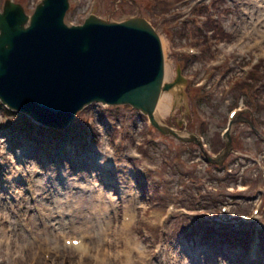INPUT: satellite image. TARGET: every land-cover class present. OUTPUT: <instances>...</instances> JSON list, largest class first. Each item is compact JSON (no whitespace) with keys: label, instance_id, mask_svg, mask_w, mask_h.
Returning <instances> with one entry per match:
<instances>
[{"label":"water","instance_id":"water-1","mask_svg":"<svg viewBox=\"0 0 264 264\" xmlns=\"http://www.w3.org/2000/svg\"><path fill=\"white\" fill-rule=\"evenodd\" d=\"M67 0H43L31 16L5 1L0 13V97L47 126L63 128L84 104L129 103L153 115L163 84L160 42L142 18L108 22L91 16L68 27ZM26 21L29 26L24 27Z\"/></svg>","mask_w":264,"mask_h":264},{"label":"rangeland","instance_id":"rangeland-1","mask_svg":"<svg viewBox=\"0 0 264 264\" xmlns=\"http://www.w3.org/2000/svg\"><path fill=\"white\" fill-rule=\"evenodd\" d=\"M15 2L21 3L26 11L28 13H31L35 4L40 0H13ZM3 0H0V8L2 5ZM148 3V0H69V8L65 14L64 20L65 22L71 24V23H77L80 19H82L86 14L94 11L95 14L101 16V17H108L112 20H119L123 18L124 16L133 15V14H141L143 16L151 17V22L156 26L159 35L163 42V52L165 53V58L168 64L170 65V76L169 79H172V77L175 74V68L177 65H179L182 69V73L185 74L189 80H191V83H196V85L201 88L200 93L197 92V96L201 97L200 104L198 109V116L199 118H186V124L191 125L192 127H197L201 125H208L209 128V134L211 135V132L214 131L216 127H219L218 125H222L218 122L220 119H224L226 116V113L229 111V107L232 106V104H239L240 99H242V103H245L247 100V97L245 94L252 93L250 92V88L248 86L243 87L242 92H236V94H233L235 92L230 93L229 95H223L226 94V90L228 85H230V81L234 77H240L241 74L245 71H249L248 65L250 60L241 58L239 61H234L231 64V59L229 56V52L227 50L223 51L221 54H217L219 50L213 49L212 46L217 44V41L221 40L224 41V45L232 44V42L236 43V40L238 38L239 29L242 25L245 24H251L250 19L248 18V11L252 12L251 9L255 6L252 0H204V6H194L190 12L189 7L191 3H188L184 7H179L177 9H174L175 11V19L179 20L178 15H182V18L185 19L186 23L183 25H179L178 22H166L163 24V22H160L159 19L161 16L159 15L158 11L164 10L162 8L163 4L156 5L159 9H153L152 5ZM173 5L168 7L165 6L166 11H169V9H172ZM177 10L180 14H177ZM157 11V13H156ZM165 17V16H164ZM166 20H172L167 19ZM206 25H212V27H209L211 32L217 30L223 32L224 37H220L218 39H215L213 34L208 31H204V34L208 39L210 49L207 50L210 52V54L207 55H198V54H189L187 49L189 46L196 48L204 47L208 48L209 45H202L200 44L199 37L202 36H195L193 30L197 27H205ZM207 27V26H206ZM218 28V29H217ZM209 30V31H210ZM217 34V33H216ZM203 35V33H202ZM196 39L198 42H196ZM221 45V44H219ZM184 47L185 50L179 51L178 48ZM187 47V48H186ZM213 58L209 60L208 58L212 56ZM198 55V56H197ZM236 55H242L240 52H237ZM243 68V69H242ZM245 69V70H244ZM247 73V72H246ZM251 73V72H250ZM247 73V76L250 74ZM252 73H263L261 76H259V88L254 89L253 92L255 95L260 96L261 98L264 97V67H259L257 69L254 68V71ZM168 79V80H169ZM256 83V81L252 82ZM203 85V86H201ZM190 87L193 88V85ZM231 87V85H230ZM228 87V88H230ZM210 93L217 96H209L211 98H207L204 95H206L205 90ZM250 89V90H249ZM227 96L225 99H215L218 96ZM237 95L239 97L237 99V102L231 103L232 97ZM205 98V99H203ZM219 98V97H218ZM260 98V99H261ZM264 105V101L260 102V106ZM95 107V108H93ZM2 108V107H0ZM102 111V108L99 106H92L89 109H85L81 111L78 114V121L84 120V118H87L88 114L94 115L95 120L94 123H98V126L95 127L96 132H99V136L97 138L96 144L87 148L82 149L78 153L76 152L74 155V159L78 163V166L81 167H75L78 171H83L82 173L77 174V177H80V175L87 176L86 170L94 163H97V159L102 158V146L106 142L107 137L109 139L108 142L111 141L113 144V152L112 155L114 159L121 163L119 166L120 169H125L124 174L129 175L131 172L130 167L136 171L135 167H140L139 172L146 174V177H148L152 183H153V189L154 194L156 196H162L164 191H167V199L163 200L164 204L171 198V194L173 191H177L180 186H178V189H176L175 184L178 182V185L185 186L186 182L183 180H179L174 177L173 180L167 179V176L165 173L168 170V168L165 166L164 163V156L167 159L170 158V156L167 154L170 149L169 146L177 145L178 141L172 137L164 136L158 133L156 130L151 131L152 132V138L156 139L157 142L147 143L143 144L145 142V139L140 138L142 136L144 127L143 122H139L135 116H131L132 114L129 113V119H127V125L124 124V121L120 123V127L116 128V126L111 124L108 120H113L110 116H101L98 117L97 112ZM261 114L262 119L264 120V113L258 112ZM110 113L114 114V119L116 118V114L118 115L119 121L121 118V115L124 113H128L129 109L126 106H118L117 108L113 110H109ZM255 113V112H254ZM256 113V114H257ZM7 114V113H6ZM108 114V113H107ZM255 115V114H254ZM167 114H165L164 117H166ZM100 118L101 121L104 123V125L101 123V121L98 119ZM124 118V117H123ZM107 119V120H106ZM260 116L256 117V121L259 122ZM205 120V121H204ZM118 121V122H119ZM131 121V126H130ZM204 121V122H201ZM119 124V123H118ZM258 124V123H257ZM226 125V124H225ZM261 127H264V123ZM260 127V128H261ZM219 129V128H216ZM211 130V131H210ZM217 132V131H216ZM239 132V133H237ZM124 137L120 140L119 144L116 145V139L120 136ZM236 133L239 137L238 140L246 143L248 142V139L251 137L252 141L254 140V136L250 132V129L242 122L235 121L232 123L231 127V134ZM125 135V136H124ZM138 143H141V145H137ZM151 144V145H149ZM247 145V144H245ZM183 149V147L179 146ZM139 150L141 152H139ZM17 156L15 153H12L10 157H8L9 161L16 160ZM185 159V156L182 157ZM125 164H128L129 166H125ZM173 177V176H172ZM184 182V183H182ZM192 187V184L190 185ZM12 189H17L21 194H23L22 188L17 186L15 183H12L11 185ZM182 191L185 194H189L190 192H187L182 188ZM205 191H208L207 188H205ZM1 195V194H0ZM155 197V196H154ZM185 197V196H184ZM209 197V196H208ZM57 196H53V199L55 200ZM177 198V196H175ZM153 199V197H152ZM220 199L226 200L225 196L220 197ZM208 205V204H206ZM7 206H10L7 202ZM250 207V205L248 206ZM252 207V206H251ZM250 207V208H251ZM112 213V212H111ZM107 216H109L110 212H105ZM14 215V214H13ZM29 215V214H28ZM27 215V216H28ZM24 218L23 213H17L16 219L17 222H20L21 219ZM109 219V218H107ZM115 223L119 226V222L117 219H115ZM2 221V220H1ZM186 219H184V222ZM3 222V221H2ZM91 223H97V219L95 216L92 217ZM175 223V222H174ZM17 227V226H16ZM109 228V226H107ZM20 228V229H19ZM19 228L17 227V234L18 236L21 234L24 235V239L26 243L28 244L27 247L24 249L25 258H17V257H11V255L8 252L7 249V264H94L92 257L83 256L79 252L72 250L68 254H62L60 259L53 262V257L50 256L48 259L44 257V254H38L37 256L33 257V251L36 247L42 246V238H40L37 229H33V231H27V229L22 228L21 225H19ZM40 230H42V227H38ZM115 228L113 225L111 226V229ZM46 229V228H45ZM21 230L26 231L22 232ZM179 231V228L176 227L174 229L169 230V233L172 237H169L168 239L169 244L173 247L174 244H176V240L174 237L175 234ZM252 243L256 242V239L254 240V235L250 234ZM262 240V239H260ZM190 243V242H189ZM245 243V250L242 249L245 253V251L250 250V244ZM119 247H121L122 243H117ZM192 247H197L198 242L193 241ZM20 245V244H19ZM255 245V243H254ZM15 246H13L14 248ZM218 247V246H215ZM219 247H227L222 244V246ZM205 248V247H204ZM234 249L233 247H231ZM1 253L3 252V247H0ZM256 254L259 261H256L253 264H264V239L262 242H259L258 245L255 246ZM218 253L223 257L220 250L218 249ZM247 255V253L245 254ZM136 260L143 261L144 258L138 257V253L135 252ZM133 257V255H132ZM243 260L242 264L246 261L244 257H241ZM255 261V260H254ZM230 264H236L234 260L229 262ZM205 264H210V261L206 262ZM216 264V262L214 263Z\"/></svg>","mask_w":264,"mask_h":264},{"label":"bare ground","instance_id":"bare-ground-1","mask_svg":"<svg viewBox=\"0 0 264 264\" xmlns=\"http://www.w3.org/2000/svg\"><path fill=\"white\" fill-rule=\"evenodd\" d=\"M254 2H258L259 0H253ZM254 9V8H253ZM253 12L250 16V19L253 18ZM255 17L252 19L253 24H245L242 25L239 29L238 33V40L242 38L244 32L248 31L249 32V36L252 34H259V33H263L262 30L264 29V0H261V2L258 4V8H255ZM256 22H259L258 24H256ZM256 36V35H255ZM170 76V68L168 66V63L165 61V78L168 79V77ZM178 98L177 96V90H171V91H166V92H162L159 96L158 102H157V106H156V114L157 112L163 116L165 115L166 111L168 110V108L170 107V104L172 101H176ZM98 196H95V201L97 200ZM176 248H178V246H176ZM178 250V249H176ZM185 251L182 250H178L179 253V258L175 257L176 263L177 264H193L190 262H187V259H185L181 254H183ZM196 253V252H195ZM251 253H255L254 250H251ZM218 253H215V251L213 253H209V255H207V262L210 261V264H214L215 262L220 263V264H224L223 260H221L218 256ZM251 255V254H250Z\"/></svg>","mask_w":264,"mask_h":264},{"label":"snow or ice","instance_id":"snow-or-ice-1","mask_svg":"<svg viewBox=\"0 0 264 264\" xmlns=\"http://www.w3.org/2000/svg\"><path fill=\"white\" fill-rule=\"evenodd\" d=\"M72 243H79V241H72Z\"/></svg>","mask_w":264,"mask_h":264}]
</instances>
